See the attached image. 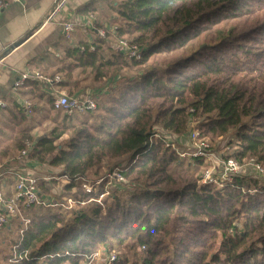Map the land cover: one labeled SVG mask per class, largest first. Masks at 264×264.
I'll return each instance as SVG.
<instances>
[{
  "label": "trees",
  "instance_id": "16d2710c",
  "mask_svg": "<svg viewBox=\"0 0 264 264\" xmlns=\"http://www.w3.org/2000/svg\"><path fill=\"white\" fill-rule=\"evenodd\" d=\"M106 9L88 39L62 45L65 58L52 73L64 75L60 88L73 86L70 96L85 93L73 72L89 74L95 86H107L104 105L65 116L50 87L27 81L23 95L45 108L44 118L62 116L39 138L28 122L34 107L3 109L14 135L2 157L31 144L20 165L37 178L40 197L71 198L78 211L19 203L28 223L15 216L0 228L9 236L0 264H87L99 246L110 252L105 259L116 256L113 264H264V183L247 175L202 184L205 160L173 146L187 142L193 152L194 131L207 142L230 135L234 150L225 159L264 165V0H107ZM77 13L96 11L89 4ZM109 38L135 45L139 59ZM164 56L170 61L157 62ZM115 168L123 181L98 199ZM79 178L104 180L87 193Z\"/></svg>",
  "mask_w": 264,
  "mask_h": 264
},
{
  "label": "crops",
  "instance_id": "0c3cea01",
  "mask_svg": "<svg viewBox=\"0 0 264 264\" xmlns=\"http://www.w3.org/2000/svg\"><path fill=\"white\" fill-rule=\"evenodd\" d=\"M57 1L59 0H25L22 4H9L0 13V101L5 103V107L0 110L11 107L13 102L22 106L24 101H29L28 96L23 95L22 87L13 90L19 73L35 70L44 75H53L52 73L60 66L61 56L64 58L62 45L71 44L72 41L74 43L79 40V36L88 39V28L99 25L103 20V14L97 16V12L107 10V0H65L61 12L52 20L46 21L47 15ZM89 4L95 8L96 14L77 13L79 9ZM65 21L74 24V32L71 40H68L69 43L63 39L62 34V24ZM56 90L57 88L50 87L54 94ZM30 102L33 103L31 100ZM8 123V116H0V142ZM5 150L6 146L0 151L1 156ZM6 160L0 162V170L11 168L8 167L12 166L9 159ZM31 168L35 169L36 165H32ZM12 181L8 175L0 177V190L4 195L12 193L14 187Z\"/></svg>",
  "mask_w": 264,
  "mask_h": 264
},
{
  "label": "built area",
  "instance_id": "2783aa9c",
  "mask_svg": "<svg viewBox=\"0 0 264 264\" xmlns=\"http://www.w3.org/2000/svg\"><path fill=\"white\" fill-rule=\"evenodd\" d=\"M25 0H0V13L11 3L22 4ZM65 4V0H59L55 3L52 10L46 17V21L52 20L58 13L61 12ZM74 32V24L70 21H65L62 24V34L67 40H71ZM97 33L104 37L105 31L103 29H98ZM118 43L120 49H126L123 51H127L130 58L139 59L141 50L137 48L135 45L128 46L126 40L119 39ZM92 49V48H91ZM29 80H38L42 84L48 87H55L57 90L56 98L53 103V107L55 110L60 111L65 116H73V115H81L87 112H92L96 109V101L93 96V93H84L81 96H70L65 92V90L60 89L59 85L63 83V78L58 75H44L35 70H27L18 74L17 80L13 85V90L24 87L26 82ZM5 107V103L0 101V108ZM33 107V103L30 101L23 102V108L25 111H30ZM157 137V135H154ZM191 140L194 145V150L191 154H186V156H191L193 158H203L206 159L209 157L208 145L207 142L199 137V133L194 131L191 134ZM27 148L23 149L16 156V162L19 163V167L0 170V177L3 175H8L14 181V195L12 198L4 199L3 193L0 191V228L8 224V221L15 216H19L24 225L28 223V219L21 217L19 213V203H23L26 206H57L58 203H52L48 199L45 200L40 197V194L37 190V178L29 176L23 172L21 165H25V156L28 152V149L31 147V144H26ZM183 156V155H181ZM247 165H239L234 159H227L224 161L215 171L214 168L210 169V171H205L201 183L202 184H217L218 178L224 184L230 183L234 177L239 176H247L249 174H253V176L257 179L264 180V165L256 162L253 159L247 161ZM21 164V165H20ZM251 168L249 171L248 169ZM64 179H67L65 176ZM108 180L107 182H117L120 183L123 181V176L119 169H114L111 173L105 176ZM104 178L98 179L94 182H88L83 178H79L78 181L81 182L82 188L90 193L94 186L99 185ZM87 185V186H86ZM90 185V186H88ZM70 202V201H68ZM1 209L4 210V213L1 212ZM22 230H20V234ZM94 257V256H93ZM116 261V256L113 254L107 259L104 260L102 264H113Z\"/></svg>",
  "mask_w": 264,
  "mask_h": 264
},
{
  "label": "rangeland",
  "instance_id": "374dc122",
  "mask_svg": "<svg viewBox=\"0 0 264 264\" xmlns=\"http://www.w3.org/2000/svg\"><path fill=\"white\" fill-rule=\"evenodd\" d=\"M102 19H104L103 17H102ZM108 20V19H107ZM109 23V22H108ZM107 23V24H108ZM110 28H112L113 29V27H111L110 26ZM107 43L109 44V46H111L112 48L114 47V44L116 45V47L117 48H120V46L121 45H119V43L118 42H116L114 39H112V38H109L108 40H107ZM123 50H126V49H123ZM158 57H161V56H158ZM65 58V57H64ZM62 56H61V59L59 60V62H63L62 60L64 59ZM157 58V57H156ZM170 57H168L167 58V56H164L162 59H157V62H160V63H162L164 60H167V61H170ZM65 61L67 62L68 60L67 59H65ZM167 63V62H166ZM58 64V63H57ZM164 65V64H163ZM58 68V67H57ZM56 70V68L54 69V71ZM54 71H52V72H54ZM57 71V70H56ZM126 74V76H130V75H134V72H132V71H128V72H126L125 73ZM58 75H60L61 77H63V80L64 81H66V79H65V77H64V75L61 73V74H58ZM63 75V76H62ZM72 81H77V89H79L78 90V92H87V93H89V92H91V94L92 93H94V94H99L101 97L100 98H97V99H95V101H96V103H97V101H99L98 103H100V104H102V105H104L105 104V102H104V100L106 99V94H108V92L106 91V88H107V86L106 85H99V86H95L92 82H91V77H90V75L89 74H80V72H79V70H75L74 72H73V76H72ZM80 82H81V84H80ZM120 82H123V81H120ZM69 85H73V83H68ZM95 86V87H94ZM104 86H106V87H104ZM116 85H115V83H114V86L113 87H115ZM73 86H69V89H71ZM60 89H62V90H65V89H63V88H60L59 87V90ZM69 89H66L65 90V92L67 93V94H69L68 93V91H69ZM116 90V89H115ZM115 90H112V91H110L109 93H112V94H114L115 93ZM55 95H56V93H55ZM30 101V100H29ZM33 109H34V111H32L31 113H30V111H28V113H30V115H29V124L31 125V127H32V135L34 136V138H39V137H41V136H44L45 134H47L53 127H55V125H56V122L57 121H60V119L62 118V116L61 115H58L57 117H56V121L55 120H53L52 118L54 117L53 115L51 116L50 115V117H48V119H46V118H44V115H45V111H44V109L45 108H43L42 107V105L41 104H39V103H35L34 101H33ZM0 116H3V117H6L7 116V114L6 113H4L3 112V109H1L0 110ZM76 116V115H75ZM31 117V118H30ZM7 129H6V131L4 132L5 134L2 136V141L0 142V151H2V149L5 147V146H8V145H10V141H11V138H12V136L14 135V133L12 132L11 133V131H10V128L7 126L6 127ZM69 135V134H68ZM232 139V137L229 135L228 137L226 136V137H223V138H220V139H218V140H215V141H213V142H211V141H206L207 142V145H208V152H209V157H207L206 159H204L205 161H204V164H203V167H202V169H201V172L199 173V175H200V181H201V179H202V176H203V174H204V172L205 171H210V169H212V168H214L215 169V171H217L218 170V168H219V166L224 162V161H226L227 159H225V157H228V156H230V155H232V152H233V150H234V147L233 146H228V143H229V141ZM233 140H235L234 138H233ZM194 143V142H193ZM188 144L189 143H187L186 142V144H182V145H180V144H177L176 142H173V146H174V149H175V151L181 156V155H183L182 157H187L186 156V154H191L192 153V151H190V149H188ZM194 149V148H193ZM11 152H13V151H11ZM189 152V153H188ZM14 154H16V152L14 153H12V155H14ZM8 160L9 162H14L15 161V159H16V155H14V156H11V157H2L1 156V153H0V162H2V161H4V160ZM228 159H232V158H228ZM6 160V161H7ZM239 165H247L248 163L246 162L245 164H240V163H238ZM112 167V166H111ZM110 167V165H106L105 166V168H106V170H108V169H110L111 168ZM34 170H36V169H34ZM31 171L30 173L32 174H34V173H36V171ZM105 170V171H106ZM249 171L251 170V168H249L248 169ZM43 172V171H42ZM108 175V174H107ZM92 176V175H91ZM247 177H251L252 179H255V177L253 176V174L251 173V174H249ZM86 179V178H85ZM99 179V178H98ZM257 179V178H256ZM97 179H95V178H88V179H86V181H88V182H94V181H96ZM258 180H260V179H258ZM262 183H264V180H260ZM62 183H64V182H62ZM223 183L224 182H222L221 180H220V178H218V182H217V184L219 185V186H222L223 185ZM115 184H114V182H107V183H105L104 184V186H103V189H104V191H106V194L104 195V196H100L98 199H103L104 197H106L107 195H108V192H109V190L110 189H113L115 186H114ZM217 185V186H218ZM87 186V185H86ZM88 186H90V185H88ZM96 186H98V185H96ZM95 186V187H96ZM122 191H128V189H126V188H123V189H121V192ZM39 193V192H38ZM43 199H46V198H43ZM68 201H70V202H68ZM59 204V206H62L61 208H63V210L64 211H67V210H71V211H78V209H77V206H76V203H75V201L73 200V199H71V198H67L66 197V199H63V201H60V202H58ZM81 204H83V203H81ZM83 207V206H82ZM84 208V207H83ZM84 209H82V211H83ZM19 213H20V211H19ZM69 214L70 213H65V215H66V217H68L69 216ZM5 233H2L1 231H0V251H1V253H5V254H7L8 253V249H7V243H8V241H9V236H5ZM117 250H122V249H117ZM96 251L97 252H95V254L97 255V256H95L94 255V257H92V255L94 254H91L90 256H88L87 257V261H88V258H90V260H89V262L87 263V264H102L103 262H104V260H105V258L107 257V256H109L110 255V252H106V254L105 253H103L102 251H106L105 249H103L102 247H98V248H96ZM118 251V252H119ZM120 253H121V256H122V253H124V252H122V251H120ZM63 264H68V263H63Z\"/></svg>",
  "mask_w": 264,
  "mask_h": 264
}]
</instances>
